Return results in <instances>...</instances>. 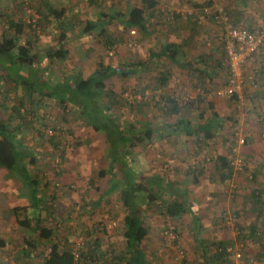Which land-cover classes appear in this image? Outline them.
<instances>
[{"label":"rangeland","instance_id":"rangeland-1","mask_svg":"<svg viewBox=\"0 0 264 264\" xmlns=\"http://www.w3.org/2000/svg\"><path fill=\"white\" fill-rule=\"evenodd\" d=\"M103 1L107 3L114 0ZM211 1L214 5L224 7L229 15H232L229 7L239 4L236 0ZM2 3V0H0V14L5 12L2 9ZM252 6V14L256 20L264 23V0H256ZM17 7H21L24 12L22 18L24 22L36 26L34 27L36 33L44 29L39 23L40 18L34 12L35 4L32 0H23ZM15 9L16 7L13 8L12 13L16 15L15 19L17 17L19 19ZM213 23L217 28L215 40L222 46V43L224 45L225 34L215 22ZM109 29L112 33H117L118 37L121 36L116 47L108 51L105 47L102 50V43H99L101 46L95 42L88 44L91 53L98 54V61L111 64L110 66L116 65L117 69V62L136 59L145 55L146 46L132 41L129 32L123 31L120 33L116 25H110ZM8 30L7 22L5 23L0 19V41L2 37L7 36L6 32ZM250 30L260 34L264 43V25L261 28L254 27ZM215 35L211 37L213 38ZM31 36H33L32 33ZM255 57L250 60V66L244 67L243 92L244 89L248 91L246 92V102L242 97L243 94L242 98H238V101L217 97V92L225 87V81L219 83L218 87L212 91H208L204 87L207 90V92H204L202 86L196 78V81L194 80L189 72L178 69V67L171 69L172 78L168 84L167 94L177 96L183 103L195 101L197 96L201 95L206 104L215 103L217 113L223 118L222 122L219 123V132L216 137L212 141L204 142L205 144L199 146L196 145L193 137H186L181 132L176 134L173 129L166 127L175 124L176 118L166 119L160 112L158 102H160L162 91L153 92L148 89L144 97L141 95V90L151 80V74L145 76L147 79L144 81H139L140 87L135 85L131 79L119 82L122 83V87L115 91L123 101L115 107L114 116L120 123L140 124V131H144V128L148 125L154 135L152 142H143L130 151L138 155V159L133 162L134 169L138 172L144 171L146 165L143 163L142 158L145 159L149 156L151 160L148 164V171L140 178L149 180L152 177L151 175L158 174L164 178L166 183L171 184L175 181L177 184L179 183L181 189H184L188 202V212L177 219L169 218L160 210V204L165 200H170L169 195L163 194L158 202L150 207L143 206L145 219L152 228L151 235L142 243L148 264H205L199 242L194 237V218H198L203 224V241L206 246L209 247L215 240L228 239L234 241L232 250L243 255L240 260H235L234 256L231 257L232 264H264V257L259 255L260 244L264 245V213L257 216L249 197L253 191L261 189L264 185V98L257 95V93L264 91V78L254 73L258 67L253 61ZM84 58L87 70H94L95 65H90L95 63L91 61L94 58H91L88 54ZM69 66L71 65L69 64ZM15 69L13 66L8 68L3 60L2 63L0 62V70H2L0 72V103H4L2 102L4 95H7L9 97V103H7L9 108L12 104H17L21 100L19 95L23 93L21 86L14 82ZM3 74L8 77V82H5V79L2 78ZM25 78L30 79L27 76ZM118 79L119 77H114L110 80L109 85H116ZM18 80L20 83L25 81L24 78ZM251 82H254V84ZM58 92L53 93L54 100H59L61 94ZM70 96H76L77 99H80L82 105L79 102L78 104L88 107L91 113L97 111L95 107H92V104L88 103L86 98L80 97L79 93L72 92ZM141 103H145L146 106L142 112H138ZM89 113L87 122H90L91 126L92 124L97 126L102 124V120H104L102 113L98 112L91 116ZM42 115L46 123L41 127L43 136L40 137L45 138L44 141H39L36 144L33 143L34 139L29 137L24 143L27 144L28 151L34 154L38 153L39 163L37 162L35 168L32 166H29V168L33 174L39 176L40 180L42 179V184L46 183V188L43 186L44 190L42 189L41 192L49 202L53 201L49 203L46 200L47 203L44 205L47 208L50 204H53V214L48 222L58 229L61 241L65 240L66 237L69 239V245L63 249L61 260H52V264H77V253L82 248L86 233L89 232L86 228H92L96 223L103 224L105 229V235L97 229L92 230L94 237L101 238L102 248L123 251L126 246L121 235V226L125 212L117 194L108 193L110 178L100 179L97 174H93L98 172L94 169L99 167L101 162L99 163L98 159H95L94 163L96 164L90 165V170H93V173H89L88 170L87 173L90 175L85 176L82 181L81 176L76 175L80 174V168H77L74 157H78L81 150H84V153L87 154L91 153V147H89V144L76 147V141H79V139H74L71 135H68L71 129L68 126L66 128L64 123V115L68 116L69 114L59 112L57 109H50ZM77 116L76 114L72 124H78L79 126L76 127H82L81 125L84 122ZM205 118H210V114H206ZM190 119L194 124H204V121H197V115H191ZM83 120L85 121V119ZM63 128L66 129L63 130ZM49 129L54 131V136L46 134ZM88 131L91 133V130ZM71 133L73 135V132ZM100 133L107 136V139L104 140L100 137L94 146V150L97 153L102 152L104 154L106 150L108 152L111 149V142L108 140L107 129L102 128ZM66 137L69 142L61 140V138ZM53 138L58 139L60 149L57 154L59 157L61 156L62 160H57V162L49 160L47 162V158L50 157L49 151L53 150L50 141ZM242 140H244V143L240 142ZM82 143L80 142L79 145ZM71 146L73 151H70ZM219 156H224L231 162H241L242 166L234 167L233 180L225 183L220 182L216 170L217 164L215 163ZM125 158L129 160V154L125 153L122 160L126 161ZM129 164L132 165V163L127 165ZM67 170L73 171L75 173L73 175L76 177V181L75 179L69 180L68 186L62 184L64 177H66L63 174H66ZM189 170L199 176L198 183L185 178L186 172ZM9 186L10 192L0 193V205L2 208L5 206V209H0V219L11 220V223L4 222L5 226L2 227L4 230L0 227V236L3 239L1 242L4 244V248L0 247V250H5L8 254L5 264H19V259L16 258L18 255H15L21 250L16 234L18 228L14 224L15 218L11 215L10 210L15 207H28L29 204L24 197L26 193L20 182L12 180ZM51 197L54 199L52 200ZM100 230H103V228ZM238 237L241 240H238ZM36 261L38 262L36 263ZM41 263V259L32 258L31 260H25L23 264Z\"/></svg>","mask_w":264,"mask_h":264},{"label":"crops","instance_id":"crops-1","mask_svg":"<svg viewBox=\"0 0 264 264\" xmlns=\"http://www.w3.org/2000/svg\"><path fill=\"white\" fill-rule=\"evenodd\" d=\"M32 1L35 4L34 12L36 13L37 17L42 18L43 15L49 17H47L48 21H44L43 28L45 30L43 29L39 32L37 31V33L35 32V34L32 31L30 32L27 30H23L18 34L19 36L14 35L15 32L12 31V29H9L6 33L7 36H9L10 38H16L12 42L15 46H19L26 41H33L32 39H34L32 55L35 56L36 61L32 66L23 64L25 65L23 66V68L22 65L20 66L17 64L21 69L16 68V63L13 61L15 59L13 58L4 59V64H6L8 68L11 66L16 68L14 82L19 78L26 79L25 77L27 76L30 78V83H34L35 88L39 89L42 94H40L39 92H36L37 94L35 93L36 102L33 106L31 105L33 113L27 117L28 121L23 123L19 120H14L11 125L14 126L16 129H20L21 135L19 139L20 142L24 144L25 149L27 150V144H25L24 141H26V139H28L29 137H32L34 139L33 143L36 144L39 141L43 142L45 139L43 137H40L43 136L41 134V127L46 123L42 113L46 112V110L57 109L59 112L69 114L68 116L64 115L65 126L66 128L69 127L71 129V131L68 132V135H71V137L74 139H79V141H76V147H83L82 145L86 144H89V147H91V153L87 154L84 153V150H81L79 156L76 158L74 157L77 168H80V174L76 175L81 176L82 181L85 176L90 175L87 173L88 170L89 173H93V170H90V165L92 166V164H96L94 163L95 159H98L99 163L101 162V164L99 167L94 169L98 172L93 174L98 175V173L100 172L111 171V173L108 172V174L104 177L105 179L110 178V183H112L113 181L124 182L127 181L129 177L134 179L135 177H138L139 173L145 175L148 171V164L151 160L149 156H147L146 158L144 157L145 159L142 158V161L143 163H145L146 167L144 171L142 170L138 173V171L134 169L133 165V162L138 159V155L131 153L130 150H128V154L130 153L129 160H126L125 158L126 161H124L123 159L119 163H116V161L113 162L111 160L113 158L108 156L107 152L104 154H102V152L97 153L94 150L96 142L99 141L100 137L104 140L107 137L103 136L104 134H101V131L98 132L94 130L93 124L91 126V124H89L90 122H87L88 112L83 110V106H81L82 102L80 101V99H77L76 96H70L72 92H77L80 94V92L74 90L76 82L86 80L93 76L95 69L93 70L91 68L92 71H90L89 69L87 70L86 61L84 57L88 54V56L94 58L91 61H94L95 63L90 64L92 66L95 65L96 67L98 63V54L94 52L91 53V49L90 47H88V44H90V42H95L98 43L99 46H101V44L99 43H102V50H104L103 47L105 44V40L103 36L105 35L117 40L114 47H116V44L119 43V39H121V36L118 37L117 33H112L109 29L110 25H116L120 33L123 31H126V33L129 32L132 41L138 42V44L143 46L145 45L147 48L145 50L146 53L143 57H138L136 59L133 58L131 60H126L123 62H117V69L116 65L110 66L111 64H105L103 62L106 66L111 67L113 70L115 69V72L117 73L108 80V85L111 79H113L114 77H119V79L116 81V85H109V88L111 90L115 91L117 89H120V87H122V83L119 82H124L128 79H131L132 81H134L135 85L140 87L138 84L139 81H144L145 79H147L145 78V76L151 74L152 77L147 86L150 87L151 90L153 89L152 91L154 92L156 91L154 89L155 85L153 86L151 82L154 81L160 73L164 72L165 70H169L170 78L167 82V85L162 87L157 86V89H159L158 91H162V94H167L168 84L172 78L171 69H173V67H178V69L189 72L190 75L194 78V80L196 78L197 82L202 86V88L205 87L208 91L216 89L219 83H223L228 78V71L225 68V64L223 68L218 66V63L222 59L223 55V43L221 44L222 46H220L215 40L217 28L213 23V19L209 15L205 14L200 7L197 8L194 3H191L188 0H156L158 2V6L153 13V19L151 20L152 26L147 27V34L139 27L132 26L131 28H128L124 26L125 17L129 9L132 7H139L140 0H121L119 2L114 0L109 1L107 3L103 0ZM255 1L256 0H236V2L239 4L237 6L231 5L229 7V10L231 11V14L237 26H243L249 29L254 27H263L264 23L260 22V20H256V18L252 14V4ZM2 2V9L5 11V13H8V15L11 17H15L16 15H13L12 11L13 8L16 7L15 13L19 15L20 21H24V19H22L24 12L22 11L21 7H17L21 2H23V0H2ZM50 8H54L57 11L62 9L64 10V15L60 22L55 20L54 17L49 16L48 11ZM31 33L33 34V36H31ZM213 35L215 36L212 38L211 36ZM168 45H173V49L177 53L175 62H171V60L165 56L158 57V55L160 56L162 55V53H165V48ZM85 47H87V49H85ZM56 49H61L62 53L65 54V58L57 59L54 56ZM205 59H208L209 64H206L203 61ZM253 61L258 66L257 69H255L254 71L255 75L264 78V43ZM69 64L71 66H69ZM250 64L251 61H249V63H247L245 67L248 65L250 66ZM198 68L207 69L205 72V78L203 80L205 81L204 83H201L197 79V74L195 73V70ZM122 72H124L125 74H131H129L128 76H122ZM5 74L2 75V78L5 79V82H8L9 79ZM20 88L22 89V87ZM147 90L145 92H147ZM207 90L205 92H207ZM55 91H59L61 94V96H59L58 98L59 100L53 99V93ZM246 92L248 91L244 89L242 97H244L245 102ZM257 95L260 98H264V91L262 93H257ZM19 96L21 97V99L24 97V90L23 93H21ZM81 96L83 97L82 94H80V97ZM62 99H65L66 101L65 109H63L64 105L61 104ZM2 102L4 103H0L1 106L3 105V108L0 107V121H5L8 120V117L10 116V114H12V109L8 107L7 103H9V97L7 95H4V100ZM78 102L81 103V105L78 104ZM211 104L214 105V111L217 112L215 103ZM106 106L109 107V103L105 104L102 107ZM21 111L23 112V109ZM192 112L194 115L197 114L195 110H192ZM76 114L78 115L77 117H80L82 119V122H84V124L81 125L82 127H76L79 125L72 124V122H74L75 120L74 118ZM207 114H210L211 117L210 110L207 112ZM83 119H85V121ZM103 121L104 120H102V123ZM197 121L200 122L198 117ZM121 123L122 130H124L126 126L129 125L128 122ZM217 123L218 121L214 123V129L218 130V127L216 125ZM66 128H63V130H65ZM88 130H91V133ZM71 132H73V135ZM177 133H179V131L176 132V134ZM153 137L154 135H152V139L150 141H146V143L152 142ZM72 138L70 139V142ZM61 140L69 142V139L67 137L61 138ZM80 142L83 143L79 145ZM57 143L58 139L55 138L54 145H51L53 150L49 151L50 157L47 158V162L49 160H51V162H57V160H62L61 156L59 157V155L57 154L59 150ZM37 154L38 153H33V156H35L38 160ZM122 157H124V155ZM37 162L39 163V160ZM125 163H132V165L129 164L130 169L126 167ZM73 174L75 175L73 171L67 170L66 174H63L66 177H64L65 179H63L64 182L62 184L68 186L69 180L75 179L76 181V177H74ZM189 175L190 174L186 172L185 178L190 180L191 178ZM12 180L19 182V179L16 175L11 174L7 170L0 168V193L7 191L10 192L9 184L10 182H12ZM171 183L176 182L173 181ZM179 190L182 193L184 192L183 195L186 197L187 202V196L185 195V191L184 189H181V186H179L178 183L177 191ZM24 192L26 193L24 197L28 201V204H30L27 192L25 190ZM1 201L3 202L4 200L2 199ZM0 209H5V206L4 208H2V206L0 205ZM12 209L14 208H11L10 210L11 215ZM4 222L11 223V220L0 219V227L2 230H4V228H2L3 226H5ZM14 224L17 226L15 219ZM200 226L201 230L199 231L202 233L198 242L202 250V256L204 257L203 245L205 244L203 241L202 222ZM17 228L18 229L16 231V234L18 235L19 240L17 241L20 243L21 250L18 254L15 255H18L16 257L17 259H19L18 263L23 264L25 260H31L32 256L29 255L28 258H25L26 256L24 257V255L28 253L25 250V246L23 243V236L26 234V231H23L18 226ZM195 231L197 230L194 227V236L196 235ZM1 240L3 239L0 236V247L4 248V244L3 242H1ZM217 241H229L231 243L230 248H232L234 242L228 239ZM1 243L3 245H1ZM6 256H8V254L5 252V250H0V264L6 263ZM37 262L38 261H36V263Z\"/></svg>","mask_w":264,"mask_h":264},{"label":"trees","instance_id":"trees-1","mask_svg":"<svg viewBox=\"0 0 264 264\" xmlns=\"http://www.w3.org/2000/svg\"><path fill=\"white\" fill-rule=\"evenodd\" d=\"M194 5L197 6V8L200 7L204 12V9L206 7H211L213 2L207 0L204 4ZM157 6L158 2L156 0H140L139 7H132L129 9L125 17L124 26L128 28H131L132 26L139 27L147 34V27L152 26L151 20L153 19V13ZM48 14L60 22L63 18L64 10L57 11L54 8H50ZM47 17L48 16L43 15L42 18L44 20L40 18L39 23H41L42 28L44 21H48L49 17ZM230 17L234 23L235 21L232 15H230ZM0 19L5 23L7 22L8 29H12L16 36H19L18 34L23 30L32 31L34 34L36 32V29L34 28L36 27L35 25L27 24L23 20L20 21L19 19H15L14 16L11 17L8 13L2 12L0 14ZM234 25L237 26L236 22ZM103 38L105 40L104 47L108 51L113 49L117 40L106 35L103 36ZM15 39L16 38H10L9 36L2 37V40L0 41V62L2 63V60L4 62V59L7 58H13L15 59L13 61L16 63L15 65L17 69H21L18 65H22V68L25 66L23 64L32 66L36 61L35 56L32 55L34 39H32L33 41H26L19 46H15L12 43ZM222 49L223 55L218 66L223 68L225 56L224 45L222 46ZM54 56L57 59L65 58V54L62 53L61 49H56ZM163 56L170 59L171 62H175L177 53L173 49V45H168L165 48V53H162L160 56L158 55V57ZM203 61L206 64H209L208 59ZM206 70L207 69L205 68H198L195 70L197 79L201 83L205 82L203 80L205 78ZM1 71L2 70H0V72ZM115 74H117L115 69L113 70L103 62L98 61L93 76L86 80L76 82L74 90L80 92V94L88 100V103L93 105L92 107H96L97 111L93 113L88 110V107H82L86 112H90H88L90 116L95 115L98 112L104 115L103 123L99 126L93 124V128L98 132L102 131V128L107 129L108 140L111 142V149L108 150V152L106 150V152L108 156L113 158L111 159L113 162L116 161V163H119L122 160V156L125 153L128 154V150L131 151L137 145L150 141L152 139L153 131L148 125L144 128V131H140L141 127L139 126L141 125L135 123L132 124V122H130L128 127L124 130L121 129V123L114 116V107L117 106V104H120L123 99L114 90H111L108 85V80ZM129 74L131 73L125 74L122 72L121 75L128 76ZM169 78L170 71L165 70L160 73L151 84L153 86L155 85L154 89L158 91L159 89H157V86H166ZM24 80L25 81H22V83H20L19 80L15 81V83L21 86L24 90V97L17 102V104H12V114H10L8 120L0 121V168L16 175L29 197L30 204L28 207H15L11 211L16 220L17 226L23 231H26V234L23 236V243L25 250L28 253H26L24 257L26 256L25 258H28L29 255H31L33 259H41V264H52V260H61L63 249L69 245V239L66 237L65 240L63 239L61 241L58 229L48 222L53 214V204H50L47 208L44 206L47 203V199L41 191L44 190L43 186L46 188V183L42 184V179L40 180L39 176L33 174L29 168V166H36L37 159L33 156V153L28 151V149L26 150L24 144L20 142V129H16L11 125L14 120H19L23 123L27 122V117L33 113L31 105L33 106L36 102L35 93L39 92L42 94L39 89L35 88L34 83H30L27 79ZM227 83L228 78L225 81V86ZM147 89H150V87L145 86L141 90V95L143 97L145 96V91ZM203 91H206L204 87ZM230 99L232 101H238L236 96ZM107 103H109V107H102ZM61 104L64 105L63 109H65V99L61 100ZM205 105H207V109ZM145 106V103H141L138 112H142ZM0 107L3 108V105H0ZM158 108L164 118L171 119L172 117H175L177 119L175 124L167 125V128L173 129L174 133L179 131L186 137H193L198 146L202 145L204 142L207 143L212 141L216 137L219 132L220 124L218 123L223 120V118L214 111V105L211 103H209V105L206 104L201 95H198L195 101L183 103L175 95L162 94L160 96V102H158ZM22 109L23 112L21 111ZM193 109H195L199 121H204V124L196 125L192 123L190 116L193 115ZM209 110L211 111V117L206 119L205 115ZM217 121L218 123L216 125L218 130L214 129V123ZM125 131L127 132L125 133ZM54 140L55 138L53 141L52 139L50 140L52 146L54 145ZM58 145L59 144L57 143V146ZM215 163L217 164L216 170L220 182L225 183L233 180L235 171L230 160L224 156H219ZM127 164L128 163H125L126 167L129 168V165ZM108 172L109 171L100 172L98 173V177L103 179ZM187 172L190 174V180L194 183H198L199 176L195 175L193 171L189 170ZM109 173H111V171ZM141 175L142 174L139 173L138 177H135L134 179L129 177L128 180L124 182L113 181L110 183L108 189V193L117 194L125 212L121 226V235L125 241L126 248L123 251L102 248L103 244L101 238L94 237L92 230L97 229L105 235V229L103 224L96 223L92 228H86L89 232L86 233L82 248L77 253V264H148L142 243L151 235L152 228L148 225L145 219L143 206L146 205L147 207H150L151 205L156 204L164 194L169 195L168 197L170 199L165 200L160 204V210L164 215L169 218L177 219L188 212L186 197L180 190L177 191L176 183H166L164 178L158 174L153 175L149 180L140 178ZM263 196L264 185L261 189L253 191L251 196H249L257 216H261L264 213ZM52 202L53 201H50L49 203ZM193 224L197 230L195 231L196 235L194 237L199 241L201 235V232L199 231L201 230V221L198 218H194ZM102 228L103 230H100ZM238 240H241V238L238 237ZM1 245L3 244L1 243ZM230 247L231 243L229 241L217 240L213 241L209 247L203 245L205 264H232L230 254L227 252V249ZM46 254L47 256L45 257ZM259 255L260 257H264V245L262 244H260Z\"/></svg>","mask_w":264,"mask_h":264},{"label":"built area","instance_id":"built-area-1","mask_svg":"<svg viewBox=\"0 0 264 264\" xmlns=\"http://www.w3.org/2000/svg\"><path fill=\"white\" fill-rule=\"evenodd\" d=\"M190 1L194 4H204L207 0ZM204 13L209 15L225 34L224 64L228 71V83L216 95L219 98L230 99L236 96L240 99L245 81L244 67L261 49L263 37L253 30L234 25L229 13L222 6L213 4L211 7H206ZM251 83L254 84V82ZM46 134L49 136L55 135L52 129H49ZM240 142L244 143V140ZM72 148L71 146L70 151H73ZM231 165L236 168L242 166L239 161H232ZM227 252L230 254V258L234 256L235 260H240L243 255L240 252L235 253L232 248H228Z\"/></svg>","mask_w":264,"mask_h":264}]
</instances>
